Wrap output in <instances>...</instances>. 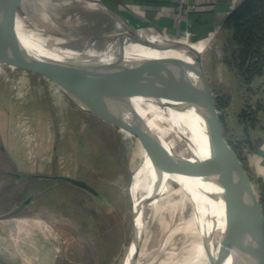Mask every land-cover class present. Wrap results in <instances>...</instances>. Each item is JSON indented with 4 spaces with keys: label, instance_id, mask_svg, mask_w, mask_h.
<instances>
[{
    "label": "rangeland",
    "instance_id": "obj_1",
    "mask_svg": "<svg viewBox=\"0 0 264 264\" xmlns=\"http://www.w3.org/2000/svg\"><path fill=\"white\" fill-rule=\"evenodd\" d=\"M67 4V0H20L17 20L21 22L25 31H34L37 38L50 40L53 43L50 45L54 48L76 50L80 53L99 45V42L97 44L94 41L95 37L126 32L125 27L121 26L107 10L89 11L86 19L80 17L79 12H74L75 7L73 9ZM105 42L100 43L102 45ZM224 55L223 46L214 44L204 53V63L215 103L218 97H230L232 100L226 114L230 138L236 139L240 135L238 115L242 98L238 91L237 80L223 63ZM0 71L9 75L22 69L0 62ZM26 84L25 79L18 82L16 96L23 94L20 93V89ZM41 88L42 86L39 88L40 91ZM60 91L74 109L80 110L61 89ZM57 101L60 109L57 107L58 117L56 114L53 123L42 114L38 117L42 133H46L47 128L50 129L53 124L57 134L59 130L63 133L62 139L57 138L47 149V152L48 150L50 152L56 147V155H64L61 169L56 170L60 171H53V175L83 174L88 183L94 185L99 193L107 197L97 198L87 195L83 189L73 185L71 186L75 189L83 191L57 186L49 194L48 200L44 195L38 197V201L48 202L53 205L52 207L47 204L43 207L30 205L22 213L63 216L65 220L61 221L59 226H61L60 232L67 236V240L86 245L89 241H93L88 238L89 236L92 239L95 235L102 237L104 246L96 247L97 253L94 256L99 257L96 263L101 261V264H125L133 242L134 173L144 160L143 146L133 135L82 110H80L82 117L73 115L71 119L64 113L63 106L60 105L63 103ZM46 104L47 102L44 105L45 109ZM10 105L8 110L11 115L8 118L1 115L5 105L0 103V131L3 145L7 148L4 154L0 152V197L2 199L9 197L4 201L5 204L1 203L0 215L14 210L17 200L20 202L27 200L34 189L45 185L40 180L17 183L16 175L31 173L33 162L31 157L23 156L19 146L20 135L15 127H9L4 123L10 118L15 121L17 114L22 111L23 106L20 102L16 101L15 104ZM58 121L62 122L58 124ZM157 124L159 127L164 125H160L159 122ZM88 129L96 133L97 141L91 143L88 135L83 137ZM28 135V131H24L23 139ZM27 148L31 149V147ZM250 175L256 176L252 171ZM60 183L65 184L63 181ZM186 190L182 184L167 179L160 188L157 198L145 205L138 264H211L202 234L207 231L208 222L213 219L197 212L195 202ZM93 212L96 217L91 215ZM108 230L110 235L105 237ZM220 236V229H215L212 233L215 247ZM74 256L75 254H72L71 260L76 263L77 259Z\"/></svg>",
    "mask_w": 264,
    "mask_h": 264
},
{
    "label": "water",
    "instance_id": "obj_2",
    "mask_svg": "<svg viewBox=\"0 0 264 264\" xmlns=\"http://www.w3.org/2000/svg\"><path fill=\"white\" fill-rule=\"evenodd\" d=\"M93 2L107 10L125 27L126 32L95 37L94 41L97 44L99 42V45L82 52V56L75 60L61 61L26 50L15 24L20 0H0V62L50 80L80 110L133 135L146 152V145L153 147L156 153L152 156L158 172L165 173L174 166L180 172L212 180L223 190L225 217H214L207 231L202 234L210 263L226 264L231 255L239 254L241 264H264L263 207L246 167L225 136L201 53L190 44L148 36L103 0ZM103 41L106 42L101 45L100 42ZM132 47L156 52H177L185 58L138 55L128 58L127 50ZM108 56L112 59L105 61L104 58ZM152 70L162 72L165 78L161 89L152 91L153 94L174 99L177 96L171 87L174 84L181 90L184 98L196 108L204 121L203 144L204 148L207 145L209 149L207 158L194 161L180 156L170 150L162 138L141 120H128L111 110L108 100L126 99L127 96L116 86L101 88V85L143 75ZM56 179L85 189L96 197L100 196V193L84 180L66 176ZM157 196L158 192L151 198L144 199L143 205ZM135 219L133 209L132 243L136 244L133 264H137L140 254ZM223 222L219 252L215 255L216 247L212 233L219 229L220 223Z\"/></svg>",
    "mask_w": 264,
    "mask_h": 264
},
{
    "label": "crops",
    "instance_id": "obj_3",
    "mask_svg": "<svg viewBox=\"0 0 264 264\" xmlns=\"http://www.w3.org/2000/svg\"><path fill=\"white\" fill-rule=\"evenodd\" d=\"M243 1L188 0L185 6L186 11L183 13L179 12L180 4L177 0H116L113 1L114 5L110 6L124 16L125 13L128 14V17L125 16L128 21L148 36L159 39L169 38L192 45L202 55L204 70L208 79L204 53L211 49L214 44L223 46V39L221 38L223 27L234 8ZM67 3L73 9L74 7L76 8L75 13L79 12V16H83L86 19L89 11L102 12L105 10L101 5L98 4L99 7L86 0H67ZM85 27L87 29L88 22ZM199 29L208 31L200 34L198 33ZM176 54L181 58H185L181 53L176 52ZM21 79H25L27 84L20 89V93L23 92V94L16 96L18 89L16 85ZM38 84L41 85L39 86ZM41 86L40 91L39 88ZM57 100L63 103L60 105L63 106L64 113L71 119L73 115H81L82 111L74 109L71 103L65 100L60 88L50 80L23 70L10 73L9 75L4 71H0V103L5 105L1 115L9 118L11 115L10 110H8L11 106L10 104H15L16 101L22 104V111L20 109L21 112L17 114V119L14 121L13 118H10L9 121L7 119L4 123L8 124L9 127H15L16 132L20 135L19 146L23 156L25 158L31 157V162H33L31 173L20 174L21 177L16 175L17 183L24 184L26 180L28 182H30L29 180H40L45 183L43 187L34 189L27 200L22 202L17 200L14 210L0 215V264H86L83 257L85 244L81 242L73 243L70 239L67 240V236L60 232L61 226H59V223L64 221L65 217L22 213L30 205L43 207V205L47 204V206H50L51 204L48 202L38 201V197L44 195L46 199L50 198L49 194L57 186L67 187V189L79 192L85 190H77L71 186L73 184L56 179V177L66 176L86 181L83 174L71 176L60 173L53 175L52 173L53 171H60L56 170L61 169L64 155H56V147L50 152L49 150L47 152V149L57 138L58 140L62 139L63 133L59 130L57 134L55 124L50 129L47 128L46 133H42L38 117L42 114L46 119H49L50 123H53L52 120L54 121L58 111L57 107L60 109L57 106ZM46 102L45 109L44 105ZM61 122L58 121V124ZM24 131H28L29 135L23 139ZM27 147H31V149ZM6 150L7 148L3 145L0 131V152L4 154ZM260 150L261 152L249 157V168L258 178L264 181V144ZM60 181L65 184H61ZM86 182L88 183V181ZM90 185L93 186L92 184ZM93 187L95 188V186ZM18 191L17 193H19ZM4 198H1L0 205L1 203L5 204L4 201L8 200L9 197ZM21 204H23V207H19ZM72 254H75L76 263L71 260Z\"/></svg>",
    "mask_w": 264,
    "mask_h": 264
},
{
    "label": "bare ground",
    "instance_id": "obj_4",
    "mask_svg": "<svg viewBox=\"0 0 264 264\" xmlns=\"http://www.w3.org/2000/svg\"><path fill=\"white\" fill-rule=\"evenodd\" d=\"M86 1L94 3L93 0ZM94 4L98 5L97 3ZM15 24L20 40L29 52L61 61L75 60L82 56V53L76 50H59L54 48L50 45L53 44L50 40L37 38L34 31H25L19 20H15ZM132 55L179 57L176 52H156L141 47L129 48L127 50L128 58H132ZM111 59V56L104 58L105 61ZM164 80L162 72L152 70L143 75H136L121 81L101 85V88L116 86L121 92L123 91L124 95L127 96L126 99L108 100L111 110L128 120H141L149 129L159 135L173 152L194 161L207 158L209 156V149L207 145L204 148L203 144L204 121L196 108L184 98L181 90L174 84L171 86L177 94L174 99L152 93V91L161 89ZM155 120L160 125H164L159 127L158 122ZM146 148L147 152L142 148L144 160L134 173L135 182L132 187L133 209L136 216L135 226L139 241L144 219L145 206L143 205V200L151 198L156 192H159L167 179L178 182L187 189L186 191L192 196L199 214L207 215L211 219H214L216 216L224 219L223 190L218 185L212 180L199 175L180 172L174 166L165 173L158 172L155 167V159L152 156L156 151L150 145H146ZM210 224L211 222H208V226ZM219 229L222 232L224 222L220 223ZM219 244L220 240L214 250L215 255L219 252ZM135 252L136 244L132 243L125 264H133ZM226 264H241L240 255H231Z\"/></svg>",
    "mask_w": 264,
    "mask_h": 264
},
{
    "label": "trees",
    "instance_id": "obj_5",
    "mask_svg": "<svg viewBox=\"0 0 264 264\" xmlns=\"http://www.w3.org/2000/svg\"><path fill=\"white\" fill-rule=\"evenodd\" d=\"M104 1L113 6V1L116 0ZM125 16L128 17V14L125 13ZM206 31L208 30L199 29L198 33L203 34ZM221 38L225 54L223 63L237 80L242 98L238 115L239 137L230 138L228 130L226 112L231 105V98L218 97L216 108L227 140L250 175L249 157L261 152L264 144V0H244L236 6L223 27ZM87 135L91 143L98 140L96 133L91 129L86 130L83 137ZM250 178L257 189L264 211V181L254 175H250ZM84 193L94 196L85 190ZM105 197L107 196L100 193L97 198ZM19 207H23V204ZM91 215L97 216L94 212ZM106 232L108 233L104 236L109 237L110 231ZM88 238L93 241L85 245L84 261L86 264H101V261L96 263L99 257L94 255L97 253V246H104L102 237L95 235L93 239L91 236Z\"/></svg>",
    "mask_w": 264,
    "mask_h": 264
},
{
    "label": "built area",
    "instance_id": "obj_6",
    "mask_svg": "<svg viewBox=\"0 0 264 264\" xmlns=\"http://www.w3.org/2000/svg\"><path fill=\"white\" fill-rule=\"evenodd\" d=\"M177 2L180 4L179 12L183 13L185 12V6L187 5L188 0H177Z\"/></svg>",
    "mask_w": 264,
    "mask_h": 264
}]
</instances>
